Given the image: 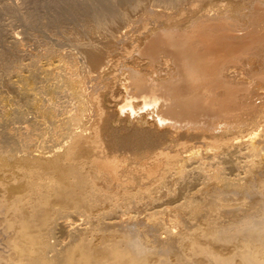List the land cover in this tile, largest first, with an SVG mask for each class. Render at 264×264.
Instances as JSON below:
<instances>
[{
  "label": "bare ground",
  "instance_id": "1",
  "mask_svg": "<svg viewBox=\"0 0 264 264\" xmlns=\"http://www.w3.org/2000/svg\"><path fill=\"white\" fill-rule=\"evenodd\" d=\"M146 1L0 0V14L23 27L15 31L12 21H0V165L13 159L28 168L25 197L0 198V264H152V248L137 229L149 218L146 235L159 242L156 251H176L178 264L196 257L202 259L196 264H264V97L255 94L262 99L257 105L246 91L239 104L246 116L227 120L230 108L206 98L229 81V53L198 39L201 30L178 31L174 21L185 0ZM144 15L159 28L144 31L143 45L128 49ZM131 50L153 63L161 59L167 71L173 65L176 75L143 79L137 64L125 61L133 60ZM120 73L123 91L112 82ZM107 96L122 113L151 110L158 128L203 131L201 144L185 142V154L175 159L158 148L160 133L134 129L136 141H116L112 115L102 107ZM219 128L220 137L208 134ZM158 179L173 187L163 198L152 192L140 198L160 187ZM134 204L142 209H129ZM199 207L228 209L229 218L206 217ZM165 212L173 223L200 213L208 227L218 223V234L214 228L208 237L230 241V253L201 245L203 231L188 232L185 223L173 230L180 224L157 216Z\"/></svg>",
  "mask_w": 264,
  "mask_h": 264
},
{
  "label": "rangeland",
  "instance_id": "2",
  "mask_svg": "<svg viewBox=\"0 0 264 264\" xmlns=\"http://www.w3.org/2000/svg\"><path fill=\"white\" fill-rule=\"evenodd\" d=\"M9 1H12V3L11 2L10 3L14 4L17 1H18L17 3H19L20 1L22 2L23 0H20V1L19 0H9ZM185 1L181 4V7L178 8L179 10L177 12H179V14H178L179 17H178V15H176L177 20L174 21L176 23V25H177V23L179 25V26L177 25V28L179 27L178 31H181V32L186 31L189 34V33H195V32L197 33V30H201V32H200L201 36L198 37V39H201L203 41H207V43L209 45H212L213 47L216 48V50H218L221 53L224 52L223 50H225L227 53H229V55L226 57V59L224 61L225 62L224 67H226V70H224V76H225V78H227V79L230 78L231 80L229 79V81L225 82L227 85H225L224 82H221L219 84L218 88H215L213 93L208 95V97L206 99L209 102L217 103L218 106H220V105L228 106V109L230 108L231 110L229 109V111H228L229 116L227 115L226 117H229V119H227V120L236 119V118H240V117L244 118L247 114L246 113L247 111H246L245 107H243L244 104H241V105H239V104L242 102L244 103V101H246L245 100V97L247 95L246 91H248V92L251 91L250 94L252 96H251L250 102H252V103L254 102L257 105L262 101V99H260L257 95H256V97H254L255 94L258 93L259 96L264 97V83H263V81H261V79H264V67H261L262 62H264V0H253V1L252 0H239V1H237V0H185ZM187 1H189L188 5H187ZM152 7L154 8V6H152ZM156 7H157V9H156ZM158 7H161V9L159 8L160 9L159 10ZM155 9H156V11H159V12L163 11V7L160 5L159 6L155 5ZM1 16H2V18H0L1 22H2V20H4V22L5 21H7V22L12 21V23H14L16 25L15 27H13L14 24H11L13 27V30H15V31L20 30V28L22 27L21 23L19 24L18 21L14 20V19H10L12 17H10L9 15L0 14V17ZM145 16L146 15H144L142 18H140V19H142L141 21H140V19H138L139 21L138 20L136 21V23L134 25V28H135V32H134V36H133L134 42L133 41L128 42L129 43V44H127L128 49H133L134 48L133 46H136V47L138 45L142 46L143 40L145 39L143 37L145 32L150 30V29L153 31H156V28L157 29L159 28V26H158L159 23H156L154 21L151 22L152 20H150V19L147 20L148 17H146V19H143V18H145ZM3 17H4V19H3ZM6 17H7V19H6ZM180 22H181V25H180ZM138 23H139V25H138ZM152 23H154L155 25ZM17 24H19V25H17ZM141 25H143V26H141ZM148 25H150V26H148ZM19 26H21V27H19ZM164 26L167 27V24H165ZM142 27H144V28H142ZM21 29L23 30V27ZM137 30L138 31L140 30V32H138ZM140 35H142V36H140ZM135 36H136V39H135ZM194 36L196 37V34ZM28 41L31 42L32 40H28ZM28 41H26V39L23 40V42L25 44L30 45L32 42L29 43ZM200 45H203V44L200 43ZM135 51H137V50H135ZM135 51L133 50L131 52V53L134 52L133 58H132L133 60H131L130 57H128L126 60L125 59L124 60L127 62L128 65L131 62L135 65L137 64L136 67L138 69H140L141 77L143 79H149V77H153L154 79L159 77V78L163 79V78H167L169 76L176 75L175 68L173 65H169L168 66L169 70L167 71V69L161 64V62H162L161 59H158V61L154 60V63H153V62H151V60H149V57L142 55V58H141V56L138 55ZM240 61H241L242 65H241ZM245 63H247V64H245ZM155 70H157V71H155ZM156 72H157V77L154 76L156 74ZM169 73H171V74H169ZM120 74H118L117 78L113 79V81H112L117 87L119 86L118 88H122V83L124 81V78H123L124 75L121 74V75H123L121 77ZM116 80H118V81H116ZM258 88H259V90H258ZM261 90H263V91H261ZM122 91H123V88H122ZM252 97L255 99V101H256V99H258V100L256 102L252 101V100H254ZM113 100H114L113 98L110 99L107 96V99L105 101L104 100L102 101V107L106 112H108L112 115V117L110 119V128L112 129V135H114V137L116 138V141L126 142L127 144L131 143L133 141H136L135 140L136 136L133 134H129V133H132V130H134V129H146V130H149L150 133H156V134L160 133L161 134L160 143L162 145L159 143L158 148H164V146H165L164 151H166V152L168 151L167 153H169L170 155H174L175 159H180L185 154V152L183 151V149L181 147V145H183L185 142L186 143H189V142L192 143L193 142V144H196L197 146L201 144V142H200L201 141V137H200L201 135L200 134L204 133L203 131L196 129V128H192V127L170 128L169 126H159V128H158V125L154 122L151 110H148V112H147V110H144L143 112L141 111L137 114L135 113L132 115L128 114V113H122V112H120V109H118L119 106L116 105ZM140 104L141 103L139 102L138 105H140ZM236 105L237 106L239 105V106L237 107ZM128 115H129V117H128ZM214 117H216L215 114L209 115L208 120H211ZM223 132H224L223 129L219 128V129H215V131H213V132H209L208 134L213 133L212 135L213 136L215 135L214 137L218 138V137H220L219 134L222 135ZM177 133H179V134L177 135ZM178 139H180V140H178ZM175 142H177V143H175ZM129 151H131V150L129 149ZM128 155L134 156V154H132V153L130 154V152L128 153ZM13 161H14L13 159H9L8 162H10V163H8L7 166L0 165V198H2V196H4L3 199L5 202L11 201L15 196L16 197H25V190L23 189L24 186L21 187V185L25 184L26 179L28 178V176L26 175L28 168L22 167V166H17ZM161 181H164L165 183L164 182L162 183ZM158 182L159 183H157V184L160 186L159 188H155L154 186L153 187L155 189L152 187L148 188L149 191H147L145 194H141L142 196L140 198H142L144 200L143 196L147 197L148 196L147 193H151V192L152 193L149 194L150 197H152L153 195L157 197L159 195L158 197L163 198L165 191H167L171 186L173 187L172 183L167 181V179L166 180L161 179ZM10 187H13V190L11 192L10 191L9 192L4 191V189H6V188L10 189ZM166 188H168V189H166ZM152 189L154 191H152ZM233 201H234L233 199L230 200V202H233ZM135 206H138V207H135ZM135 206H132V208H129V209H136V210L142 209V208H140V205H135ZM203 208L204 209H201V207H199V209H201L203 211V214H206V217L210 218V217H213L216 215L218 217V219L220 220V219H223V216L221 217L220 215H224V217L229 218V215H228L229 213H227L228 209H225V208L219 209L218 211H214L215 213L210 212L212 214L211 215L205 207H203ZM104 209H108V206H101L99 210H104ZM205 210H207V213H205L206 212ZM92 212L95 213L96 208H94L92 210ZM218 213H219V215H217ZM171 214H172L171 212L170 213L165 212L164 214L161 213L157 216L158 217L160 216L159 219H161V220H163L165 218L164 220L167 223H168V221H169V223L172 221V224H174V225L176 223H179L180 227L176 226L177 225L176 224L175 226H176V228L177 227L178 228L177 229H175V227L172 228L175 231L179 230L181 227L184 228V226L186 227L188 232H191L192 230H194L197 233H200L203 231L204 233L203 232L201 233V234H203L202 237L200 235V237H199L200 239L198 238V241L202 240V241H200L201 243L199 242L201 245H206V247L208 246L209 249H211V250L214 249V251L221 252L222 254L225 253V255L226 254L228 255L230 253V251H229V247H230L229 244L231 243L230 241L221 242L219 240H216L215 237H214V239H211L212 238L211 236L208 237V235H212V234L214 235L215 233L218 234V232H219V229H218L219 224L218 223H214V224H216L215 225L216 227L215 226L211 227V225H214L213 223H210L211 225H209L210 227H208L207 226L208 223L205 222V220H204L205 215L203 216L202 213H200L198 216L195 215L194 219L192 218V216L189 217L188 220H190V221L184 220L183 222L180 223L177 220H174L175 222L173 223L172 218H175V217L173 216V214L172 215ZM225 214H227V215L225 216ZM209 215H211V216H209ZM162 216H164V218H161ZM178 218L180 219L179 216H178ZM149 219H151V218H149ZM149 219H147V221L146 220L145 221L147 223H149V221H151V222L154 221V220L152 221ZM226 219L227 218H224L222 221H224ZM147 223L140 224L137 227V229L141 230L143 233H145V234H143V240L145 243L147 242L146 244L148 246L149 245L151 246L150 248H152V250L149 252V255H148L149 258L152 260V264H156V263L157 264H170V263L171 264H178L179 262H177L178 260L176 259L178 253H176V251H170L168 253L167 252L161 253V250L156 251L160 244L157 240L151 238L150 232H148V234L146 235L147 230L149 229V228H147L148 225L146 226ZM183 224H184V226H183ZM143 225H145V226L141 227ZM88 226H89V224H88ZM197 227H198V229H197ZM139 228H143V229L147 228V229H145V231H144L143 229H139ZM193 228H195V229H193ZM211 228H213V229H211ZM214 228H216V229L214 230ZM182 230L185 231V229H182ZM213 230H214V232H213ZM211 232H213V233L211 234ZM89 233L91 235L92 232H89ZM100 235H101V232L97 230L94 234L91 235V240L96 241ZM204 235H207V236L205 237ZM154 242H156V243H154ZM225 245L227 248L225 247ZM184 247L185 246H183L182 248H184ZM154 248H156V249H154ZM182 248L179 250H182ZM182 251L184 253L185 250H182ZM171 255H173V256H171ZM198 258H199V260H202L200 257H196V258H194V260L190 261V264H196L197 263L196 260ZM155 260H157V261H155ZM203 264H204V262H203Z\"/></svg>",
  "mask_w": 264,
  "mask_h": 264
}]
</instances>
